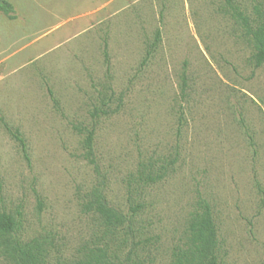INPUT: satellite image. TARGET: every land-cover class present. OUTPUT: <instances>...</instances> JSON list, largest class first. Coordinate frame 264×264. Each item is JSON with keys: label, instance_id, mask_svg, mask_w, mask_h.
Listing matches in <instances>:
<instances>
[{"label": "rangeland", "instance_id": "374dc122", "mask_svg": "<svg viewBox=\"0 0 264 264\" xmlns=\"http://www.w3.org/2000/svg\"><path fill=\"white\" fill-rule=\"evenodd\" d=\"M5 1L0 212L23 238H46L49 264L85 261L108 238L83 209L99 186L125 214L141 205L135 239L109 243L125 264H171L200 201L221 264H264V63L232 17L264 0ZM92 128L97 170L81 147ZM141 171L163 176L144 185Z\"/></svg>", "mask_w": 264, "mask_h": 264}, {"label": "trees", "instance_id": "16d2710c", "mask_svg": "<svg viewBox=\"0 0 264 264\" xmlns=\"http://www.w3.org/2000/svg\"><path fill=\"white\" fill-rule=\"evenodd\" d=\"M0 13L9 19L15 18L13 6L0 0ZM254 16L238 8H233L232 17L242 26L243 31L252 45L251 62L255 68L264 63V14L255 7ZM156 41L160 39V32L155 34ZM152 50H147L146 57ZM105 106V105H103ZM98 113L107 115L105 110L95 109L92 116ZM0 121L2 119L0 118ZM7 128V127H6ZM12 137L19 143L21 150L26 153V144L20 133L11 132ZM81 147L83 157L97 170L94 155V129H84ZM163 173L147 174L141 171L139 179L144 185L160 180ZM141 205H131L130 214H125L112 207L103 190L96 186L87 195L83 209L92 213L101 221L107 233V241L101 247L88 248L85 261L78 264H125L118 256L119 247L111 249L110 240L117 239L121 234V245L127 240L135 239L134 222ZM19 215V214H18ZM19 218L10 213L0 212V254L9 264H49V244L46 238L33 237L24 239L21 234ZM219 240L217 226L214 221L210 206L205 201H200L196 210L192 211L186 223L185 236L181 245L175 247L171 254V264H221L219 261ZM135 264V263H130Z\"/></svg>", "mask_w": 264, "mask_h": 264}]
</instances>
